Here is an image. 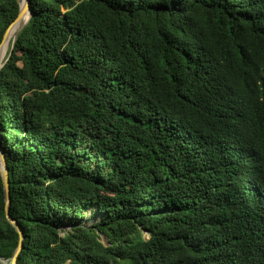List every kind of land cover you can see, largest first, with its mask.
<instances>
[{
    "label": "trees",
    "instance_id": "trees-1",
    "mask_svg": "<svg viewBox=\"0 0 264 264\" xmlns=\"http://www.w3.org/2000/svg\"><path fill=\"white\" fill-rule=\"evenodd\" d=\"M28 1L0 68L16 264H264V0Z\"/></svg>",
    "mask_w": 264,
    "mask_h": 264
},
{
    "label": "water",
    "instance_id": "water-1",
    "mask_svg": "<svg viewBox=\"0 0 264 264\" xmlns=\"http://www.w3.org/2000/svg\"><path fill=\"white\" fill-rule=\"evenodd\" d=\"M25 12H27L26 21L20 27V29L18 30V32L27 23L29 17L31 16V12H30V9H29V1L28 0H19V10H18L17 16L8 25V27L6 28L5 32L3 33V36H2V39H1V42H0V47L3 44V42L5 41V39H6V36H7V33L9 31V29L13 25H15L16 23H18L20 21L21 17L23 16V14H25ZM17 33H16V35H17ZM16 35H15V37H16ZM15 37H14V39H15ZM14 39L11 42V46H10V49H9L8 53L6 54V57L4 58L3 62L0 63V68L3 66V64L5 63L7 57L9 56V54L11 52V48H12ZM0 177H1L2 186H3V197H4V211H5V216H6L7 221L15 229V231L18 233V236H19V241H18L17 247L13 251L12 256L8 260H5V259L0 258V264H2V263H4V264H16V258H17V255H18L20 249H21V241L23 239V235H22V231H21L19 225L17 224V222L15 220H13L9 216V214H8V208H9V183H8V173H7V168H6V163H5L4 155H3V152L1 150H0Z\"/></svg>",
    "mask_w": 264,
    "mask_h": 264
},
{
    "label": "bare ground",
    "instance_id": "bare-ground-1",
    "mask_svg": "<svg viewBox=\"0 0 264 264\" xmlns=\"http://www.w3.org/2000/svg\"><path fill=\"white\" fill-rule=\"evenodd\" d=\"M26 18H27V12H25V14H23V16L21 17V19L18 23H16L15 25H13L9 29L7 36H6V39L0 47V63H2L4 58L6 57V54H5V53H7L6 50L10 49L9 45L11 46L12 40L14 39V37H15L16 33L18 32V30L20 29V27L26 21Z\"/></svg>",
    "mask_w": 264,
    "mask_h": 264
},
{
    "label": "rangeland",
    "instance_id": "rangeland-1",
    "mask_svg": "<svg viewBox=\"0 0 264 264\" xmlns=\"http://www.w3.org/2000/svg\"><path fill=\"white\" fill-rule=\"evenodd\" d=\"M9 47H10V45H9ZM6 51H7V50H6ZM5 54H6V53H5ZM92 211H93L92 209H89V210H86V211L84 212V218H83V220H84V222L86 223V225H90V224H92V223L97 219L96 216H91ZM102 242L106 243V241H105L104 238H102Z\"/></svg>",
    "mask_w": 264,
    "mask_h": 264
}]
</instances>
